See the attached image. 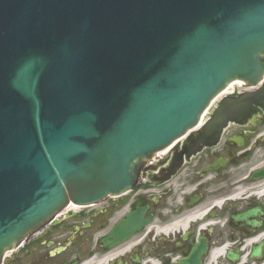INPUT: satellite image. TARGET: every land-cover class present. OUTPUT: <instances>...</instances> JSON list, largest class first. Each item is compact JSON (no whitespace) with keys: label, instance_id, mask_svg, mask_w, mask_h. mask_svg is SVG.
I'll list each match as a JSON object with an SVG mask.
<instances>
[{"label":"water","instance_id":"95a60500","mask_svg":"<svg viewBox=\"0 0 264 264\" xmlns=\"http://www.w3.org/2000/svg\"><path fill=\"white\" fill-rule=\"evenodd\" d=\"M263 76L264 0H0V261L70 199L130 185L228 81ZM223 101L234 116L264 85Z\"/></svg>","mask_w":264,"mask_h":264},{"label":"flooded vegetation","instance_id":"af4514ba","mask_svg":"<svg viewBox=\"0 0 264 264\" xmlns=\"http://www.w3.org/2000/svg\"><path fill=\"white\" fill-rule=\"evenodd\" d=\"M223 104L215 100L167 148L137 159L126 190L54 212L0 264H264V104L215 116Z\"/></svg>","mask_w":264,"mask_h":264},{"label":"bare ground","instance_id":"6f19581e","mask_svg":"<svg viewBox=\"0 0 264 264\" xmlns=\"http://www.w3.org/2000/svg\"><path fill=\"white\" fill-rule=\"evenodd\" d=\"M245 80L244 79H241V78H235V79H232L230 81H228V87H224L216 96V98L214 99L217 100L218 98H220V96H223L225 92L227 91H231L236 85H243L245 84ZM223 94V95H222ZM226 94V93H225Z\"/></svg>","mask_w":264,"mask_h":264}]
</instances>
